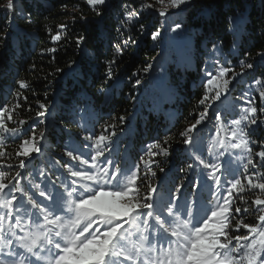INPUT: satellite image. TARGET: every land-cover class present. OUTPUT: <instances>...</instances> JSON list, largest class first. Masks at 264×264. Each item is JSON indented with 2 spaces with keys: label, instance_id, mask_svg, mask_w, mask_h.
<instances>
[{
  "label": "snow or ice",
  "instance_id": "snow-or-ice-1",
  "mask_svg": "<svg viewBox=\"0 0 264 264\" xmlns=\"http://www.w3.org/2000/svg\"><path fill=\"white\" fill-rule=\"evenodd\" d=\"M84 2L97 17L103 18L109 0ZM192 2L141 0L139 9L127 3L123 5L121 24L140 17L143 10H154L166 18L176 11H184ZM24 7L23 0H6L0 5V13L4 16L0 44L4 47H8L11 39L14 20L27 18L30 22V14L25 16ZM63 7L67 8V5ZM75 19L74 15V22ZM79 19L86 24L92 23L83 13ZM228 23L230 30L236 33L243 18L229 16ZM66 29V24L59 25L52 41H59ZM181 30H184L181 23L171 28L173 32ZM160 35L159 30L153 31L152 40L156 41ZM85 39V36H78L77 47ZM208 42L212 50L206 55L211 57L212 63L205 68V91L199 101L206 107L195 123L180 133L184 148L191 150L192 162L179 170L184 175L174 186L169 199L162 205L156 203L158 188L149 179V174L151 177L156 175L152 168L156 163L154 159L140 158L145 169L143 179L148 181L142 192L140 164L125 168L111 158L117 125L105 124L100 135L89 133L83 136L81 139L86 143L80 149L66 151L70 160L76 162L61 165L66 175L53 176L49 170L37 169L35 175L29 173V183L25 186L22 181L26 178L21 172L17 171L5 182L8 173L0 170V264H264V175L255 171L257 162L253 158L252 145L257 141L250 138L256 128L264 125V120L258 119L255 106L257 99L264 101V74L252 81L258 87V95L244 100L241 113L225 122L222 110L216 107L229 94L231 81L224 78L230 72L232 79L246 74V70L254 69L256 64L249 62L251 50L244 51V59L238 61L241 72L236 73L225 67L228 61L223 41L208 38ZM123 43L126 45L127 41ZM114 47L117 54H122L120 44ZM46 51L55 52L56 49ZM232 54L231 50L227 53ZM255 55L264 62V49ZM115 64V59L105 62L104 79H113ZM151 67L147 65L145 71ZM88 71L80 68L78 75L86 77ZM15 83L20 89L28 87L22 79ZM135 83L139 85L141 81L136 79ZM248 95L245 92L241 99ZM18 107L19 93L17 103L11 109L7 105L0 107V133L15 139L25 134L20 127L25 121H18L16 127H9L6 121L13 119ZM39 108L37 116L44 117L47 106L39 103ZM209 109H214L211 119L215 121V135L211 137L208 156L205 157L198 151L195 133L209 119ZM259 111L264 112V108ZM118 119L121 124L125 122L123 116ZM30 133L15 151V156L21 157L16 166L20 169H26V161L35 159L34 154L42 151L40 141L45 139L44 130L37 137L33 126ZM165 145H168L167 140L153 141L148 146L147 155L155 157L160 154L153 149L169 155V146ZM254 155L264 166V143H260V150ZM226 156H234L245 173L249 167L253 169L250 174L243 175L246 183L236 175L232 161ZM10 158L4 150L3 140H0V165ZM6 166L13 167L10 163ZM160 171L165 170L161 168ZM49 185L54 192L49 191ZM205 187L208 199L202 203L201 190ZM246 190H259L252 200L256 207L253 209L255 222L251 223L245 222L240 215L242 212L247 214L248 208L242 209L236 203V200L247 203L241 194ZM241 229L245 234H238Z\"/></svg>",
  "mask_w": 264,
  "mask_h": 264
},
{
  "label": "trees",
  "instance_id": "trees-1",
  "mask_svg": "<svg viewBox=\"0 0 264 264\" xmlns=\"http://www.w3.org/2000/svg\"><path fill=\"white\" fill-rule=\"evenodd\" d=\"M5 2L0 0V5ZM23 2L25 16L30 14V22L27 18L14 20L8 47L0 44V107L7 105L11 109L19 93L20 107L15 109L13 119L6 122L9 127H16L18 121H25L20 126L25 133L20 139L0 133L4 150L11 157L4 160L0 169L9 174V180L19 171L26 178L23 180L26 186L29 173L35 175L41 164L50 172L52 166L65 172L61 165L74 163L66 151L80 149L86 143L81 139L83 136L89 133L98 136L104 132L105 124L113 123L117 125V135L113 137L111 158L125 168L140 164L142 192L148 181L143 179L145 169L140 162L141 156L156 161L152 165L156 175L149 174V179L159 191L166 189L167 183L181 179L184 173L179 170L191 163L192 158L191 150L183 146L180 133L194 124L206 107L199 101L205 91V68L212 63L211 57L206 55L212 50L208 38L223 41L228 61L225 67L234 72H241L238 61L244 59V51L251 50L249 62L256 64L254 69L246 70V74L232 79L230 72L224 78L231 81L229 94L216 107L222 110L225 122L241 113L244 100L258 95V87L252 81L264 74V62L255 55L264 49V0H194L190 8L166 18L154 10H143L140 17L123 25V5L132 3L139 9L141 0L134 3L132 0H109L103 18L97 17L84 0ZM81 13L92 23L80 20ZM229 16L243 18L236 33L230 30ZM176 23L184 25V30L171 31ZM61 24H66L67 29L59 41L53 42L51 37L57 34ZM3 25L4 16L0 13V29ZM156 30L161 35L153 41L151 33ZM78 36L86 37L80 47L76 43ZM117 44L121 45L122 54H117L114 47ZM49 48L56 51L47 52ZM229 50L233 53L230 56L227 55ZM112 59L116 60L114 76L107 80L104 79L105 62ZM147 65L152 67L145 71ZM80 68L89 70L86 77L78 75ZM18 79L25 80L28 87L20 89L15 83ZM136 79L141 81L139 85ZM245 92L249 95L242 100ZM39 103L47 106L44 117L37 116L41 110ZM255 106L258 119L264 120V112L259 111L264 108V101L257 99ZM213 111L209 109V119L199 126L195 137H200V133L210 127L215 130V121L211 119ZM121 116L125 117L123 124L118 119ZM33 126L37 137L44 130L45 139L40 141L41 155L34 154L35 159L26 161L24 170L27 172H24L16 167L21 157H16L15 151L22 139L31 134ZM250 138L257 141L252 145L253 158L257 162L255 171L264 175V166L254 155L260 150V143H264V125L256 128ZM165 140L169 155L160 149H153L160 153L155 157L147 155L153 141ZM226 159L235 160V157L226 156ZM9 163L13 165L11 169L6 166ZM161 168L165 171L161 172ZM252 171L249 167L245 173L243 168L242 181L243 175ZM258 191L243 192L244 197L251 195L253 200ZM158 201L160 198H156V203Z\"/></svg>",
  "mask_w": 264,
  "mask_h": 264
},
{
  "label": "rangeland",
  "instance_id": "rangeland-1",
  "mask_svg": "<svg viewBox=\"0 0 264 264\" xmlns=\"http://www.w3.org/2000/svg\"><path fill=\"white\" fill-rule=\"evenodd\" d=\"M191 5H194V0H193L192 4H190L187 7V9L190 8ZM170 11H172V10H170ZM178 12H180V11H177V13ZM163 48H164V45H162V50H163ZM212 129L213 128H211V127L208 128V129H205L204 132L202 131L203 133L202 132L200 133L201 134L200 137L199 136L196 137V144H197L198 151L199 152H202L205 157L208 156L207 147H208L209 143L211 142V137L215 135V130H212ZM40 155H41V153L40 154H36V157L37 156H40ZM231 161H232V165L231 166H232L233 170L236 172V175H238V176L241 177V173L243 171L242 165L240 163H238L236 161V159L235 160H231ZM39 168L40 169H44V165L41 164V167L39 166ZM51 170H52L51 172L54 174V176H61L62 173L66 175V173L64 171L62 172V171L58 170L57 166L56 167L55 166H52L51 167ZM24 172H27V171L24 170ZM8 180H9V174H8L5 182H7ZM179 182H180V179L178 181L176 180L174 183H167L166 184V187H165L166 189H162V191H159L158 190V192L156 194V198H160V201L157 202L158 205H162L163 203H165L169 199L170 194H171L174 186L177 183H179ZM28 183H29V181H27L26 186L28 185ZM22 184L24 185L23 181H22ZM49 191L50 192H54V189L51 188V185H49ZM185 191H187V190H185ZM246 191H244V192H246ZM246 193H248V192H246ZM17 194L19 195V193H17ZM241 194L243 196L246 195L244 193H241ZM244 198L247 200V203H242L239 200H236V203L241 208H242V206H247L249 211H248V213L245 216H244L245 213H243V212L240 215L243 216L245 222H249V223L255 222V215L253 214V209L256 206L250 202L252 200V197H251V195H249V196L244 197ZM253 198H255V197L253 196ZM207 199H208V189L206 187L205 190L201 192L200 200L203 203V202H206ZM230 234H236V233H230ZM238 234H240V235L245 234V230L241 229L240 233H238ZM233 243H235V241H233Z\"/></svg>",
  "mask_w": 264,
  "mask_h": 264
},
{
  "label": "water",
  "instance_id": "water-1",
  "mask_svg": "<svg viewBox=\"0 0 264 264\" xmlns=\"http://www.w3.org/2000/svg\"><path fill=\"white\" fill-rule=\"evenodd\" d=\"M175 13H177V11H176V12H174L173 14H175Z\"/></svg>",
  "mask_w": 264,
  "mask_h": 264
}]
</instances>
